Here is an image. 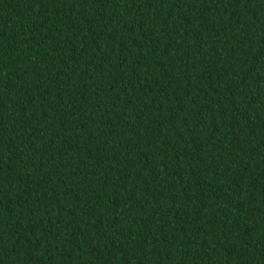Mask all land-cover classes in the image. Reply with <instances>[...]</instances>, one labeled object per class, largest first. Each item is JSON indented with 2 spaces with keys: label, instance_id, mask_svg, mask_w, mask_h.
<instances>
[{
  "label": "trees",
  "instance_id": "obj_1",
  "mask_svg": "<svg viewBox=\"0 0 264 264\" xmlns=\"http://www.w3.org/2000/svg\"><path fill=\"white\" fill-rule=\"evenodd\" d=\"M0 264H264V0H0Z\"/></svg>",
  "mask_w": 264,
  "mask_h": 264
}]
</instances>
